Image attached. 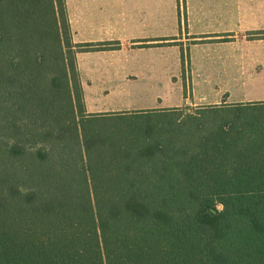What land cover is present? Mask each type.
I'll use <instances>...</instances> for the list:
<instances>
[{"label":"trees","instance_id":"obj_1","mask_svg":"<svg viewBox=\"0 0 264 264\" xmlns=\"http://www.w3.org/2000/svg\"><path fill=\"white\" fill-rule=\"evenodd\" d=\"M78 47L64 0H0V264H264V117L200 131L139 126L176 107L86 113ZM117 120L128 141L105 150ZM138 169L156 179L115 178Z\"/></svg>","mask_w":264,"mask_h":264},{"label":"crops","instance_id":"obj_2","mask_svg":"<svg viewBox=\"0 0 264 264\" xmlns=\"http://www.w3.org/2000/svg\"><path fill=\"white\" fill-rule=\"evenodd\" d=\"M64 6L86 113L264 102L244 99L264 80V0ZM124 105L136 107H113Z\"/></svg>","mask_w":264,"mask_h":264},{"label":"rangeland","instance_id":"obj_3","mask_svg":"<svg viewBox=\"0 0 264 264\" xmlns=\"http://www.w3.org/2000/svg\"><path fill=\"white\" fill-rule=\"evenodd\" d=\"M257 85H260L259 87H249L244 90L245 98L252 97V99H264V80L262 82H258ZM113 107H121V108H131L136 106L131 105H124V106H113ZM132 111V110H130ZM169 115L167 117H161L159 119H156V117H151L150 120L142 121L141 127H145V129H157V130H164V128H168L171 126L170 124H167V122L177 124V126L181 130L186 129H193L195 124H197V128L200 129V131H210L213 128L222 125V124H228V122H243L248 120H256V119H262L264 117V103L260 102H254V101H243L241 103H236L234 106H225V107H211V106H192V105H182L181 108L177 110H171L168 111ZM128 122L117 120V121H108L106 122V127L103 129L105 132L106 137L112 138L111 139H104L102 144L103 149L110 150L111 148H115L114 142L118 140V138L121 137V139H127V136L119 135L117 137V133H113L112 136L108 134V131H112L113 128L119 127L122 129H125ZM200 124V126L198 125ZM101 128V125L97 126L96 128ZM203 127V128H202ZM124 138H123V137ZM121 143H125L127 140H121ZM198 139V138H197ZM175 143L178 144V146L184 145V136L178 137L177 139H174ZM179 141V142H176ZM113 144L111 145V143ZM82 144V142H81ZM112 146V147H111ZM83 147V144H82ZM143 147L140 148L142 150ZM113 160V159H110ZM110 160L108 161L110 163ZM125 164V163H123ZM146 170L138 169V170H129V175L120 174L118 176H115V178L121 179L123 182L127 180L132 181H146L150 177L142 175ZM127 179V180H126ZM150 179H156L155 177H151ZM120 180V181H121ZM105 187V186H104ZM116 187H122V185L117 184ZM140 191L137 192H143L141 189L142 187H139ZM120 191H102L103 194H118ZM122 192V191H121ZM129 192V191H128ZM221 206L218 205V208Z\"/></svg>","mask_w":264,"mask_h":264}]
</instances>
